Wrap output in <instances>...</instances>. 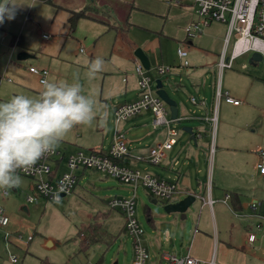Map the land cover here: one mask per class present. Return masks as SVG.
<instances>
[{"label": "rangeland", "instance_id": "1", "mask_svg": "<svg viewBox=\"0 0 264 264\" xmlns=\"http://www.w3.org/2000/svg\"><path fill=\"white\" fill-rule=\"evenodd\" d=\"M12 2L16 4L14 19L6 17L0 24V102H6L19 94L30 97L40 95L42 84L37 75L29 72L31 66L48 70V81L71 83L78 79L84 94L92 96L96 101L97 115L93 123L74 127L57 148L66 154L93 148H110L116 128L115 110L119 103L126 104L130 98L126 96V83L123 81L124 78L130 80L132 77L130 73L134 64L130 54H134L137 49L144 51L142 47L146 42L151 43L149 46L153 51L159 48L160 52L162 50L171 58H177L178 48L187 47L186 42H192L196 47L209 52L220 53L222 47L218 38L224 37L228 29L224 23L213 22L201 34L188 38L186 28L195 17L190 0L186 1V7L175 5L169 0H112L111 3L105 0ZM71 10L84 11L87 16L80 19L73 32L68 24ZM109 25L117 26V29H109ZM44 33L50 35L49 40L42 38ZM233 43L234 38L228 44V55L231 54ZM25 48L32 55L27 60H19L18 56ZM80 48L84 49V53L79 52ZM251 55L248 53L237 58L233 68L225 69L222 74L218 67H209L205 76V81L215 87V95L221 83L223 92L230 91L233 96L241 99L242 105L236 107L228 105L225 100L217 102L216 97L215 101L210 99V112L207 113L211 121L203 120L206 115L204 112L203 119L177 123L181 143L171 151L174 158L167 163V170L144 162L139 165L141 170L146 169L149 173L156 172L161 177L174 179L177 171L184 169L182 164L175 166L174 162L178 159L181 162L187 160L188 141L197 147L192 133L184 128L191 127L194 134H202L203 138L197 139L198 144L208 145L209 141L213 142V136L214 140L218 138L206 154L208 167H202L203 173L200 176L204 177L207 171V182L220 181L223 183L220 186L222 191L239 194L242 209L235 211L239 216L227 208L228 204L214 206L220 238L227 241L232 236L238 247L244 245V238L249 233H254L258 238L254 244L256 247H262L264 243V223L258 226V220L249 217L254 213L252 206L255 201L262 202L264 212V175L256 169L261 150L264 151V64H250ZM97 57L104 60L103 70L89 79V66ZM244 64L248 66L247 69L242 68ZM152 69L148 73L155 79L158 76L156 70ZM161 78L172 99L181 98L187 107H193L186 91L175 96L178 82ZM221 102L224 103L219 114L216 106ZM151 124L150 112L143 113L122 122L118 132L128 136L130 129L139 126V130L130 133L137 136L131 143L135 144L138 153L144 154L145 147L154 144L157 134ZM129 141L128 136V144ZM167 159L165 157L162 162L165 164ZM21 178L19 187L0 189V207L5 209L10 219L8 226L0 225V264L133 263V240L126 231L113 245L96 244L86 251L80 250V241L76 239L81 224L90 223L96 214L109 212L108 199L131 196L132 186L123 185L103 173L88 171L87 176L78 181L74 194L58 201L42 199L37 205L26 200L30 193V180L24 176ZM180 189H183L181 182L178 184ZM186 196L185 193H177L169 203L180 201ZM165 202L152 196L147 188L139 187L136 209L138 219L145 229L143 237L147 238V234L152 233L146 218L150 212L155 220H169L172 225L176 221L181 223L185 228L181 229L183 237L189 238L203 211L200 200L189 208L185 219L179 213H167ZM229 205L233 207L232 201ZM24 207L28 210H24ZM205 210L210 211V208ZM208 216L211 219V213ZM158 226L163 227L162 238L159 241L155 239L149 250L156 252V255L158 252L163 255L170 252L174 234L171 229H165L167 224L159 223ZM242 247L240 251L244 253ZM221 248L223 246L220 245ZM263 253L264 250H261L258 255L261 257ZM251 255L246 254L247 262Z\"/></svg>", "mask_w": 264, "mask_h": 264}, {"label": "built area", "instance_id": "2", "mask_svg": "<svg viewBox=\"0 0 264 264\" xmlns=\"http://www.w3.org/2000/svg\"><path fill=\"white\" fill-rule=\"evenodd\" d=\"M3 1V0H0ZM36 1V0H33ZM175 5L186 7L187 0H169ZM197 19L193 20L186 28L188 38L201 34L206 26L213 22H220L227 25L226 44L219 55L217 67L220 74L225 69H231L234 61L248 53H260L264 64V0H190ZM173 4V3H171ZM42 38L50 39L49 34H42ZM232 38L234 43L231 54L228 55V44ZM84 51L83 48L80 49ZM178 56L184 66H189L188 48H178ZM243 69L248 66L244 64ZM29 71L39 77L42 84L49 75L46 69L30 67ZM142 63L136 59L134 72L138 77L139 97L137 100L120 105L115 110V134L109 149L94 148L88 151L79 150L73 154H66L57 149L40 159L32 168L18 170V174L28 178L29 191L26 200L39 205L41 200L58 201L63 197L72 195L80 180L84 169L103 173L119 180L123 185L133 189L131 196H114L108 199L110 208L122 213L125 217V231L132 237L134 247V260L132 264H147L149 259L148 250L143 244L144 228L137 216L138 189L140 186L147 188L150 194L156 198L169 203L170 199L178 191L177 184L159 175L149 173L127 166L126 160L131 156L125 133H119L118 127L125 122L145 111H151L153 115L152 128L164 131L160 141L151 149L148 162L159 165L166 155V152L173 149L179 138L177 123L180 118L173 119L168 104L157 94V80L172 72L171 66L159 65L155 79L148 73ZM217 101L225 100L227 103L238 105L239 99L233 97L229 92H223L221 83L216 89ZM192 102H196L192 98ZM216 119V118H215ZM178 121V122H177ZM200 137V135H199ZM137 160H143L136 157ZM177 164V162L175 163ZM256 168L264 175V151L261 150L260 161ZM8 194V191H5ZM64 194V196H63ZM191 194V193H190ZM197 198L199 195L194 194ZM204 204L212 205L214 201L201 198ZM230 199L226 195L225 201ZM253 217L264 220L262 203L255 202L252 206ZM10 219L3 207H0V225L8 226ZM196 232H198L196 230ZM6 238L8 233H6ZM256 240L255 234H250L249 241ZM163 258L170 264H205L204 261L193 257L190 251L185 255H178L174 252L163 254ZM15 261V259H13ZM208 264H217L214 260Z\"/></svg>", "mask_w": 264, "mask_h": 264}, {"label": "crops", "instance_id": "3", "mask_svg": "<svg viewBox=\"0 0 264 264\" xmlns=\"http://www.w3.org/2000/svg\"><path fill=\"white\" fill-rule=\"evenodd\" d=\"M105 1L107 3H111L112 0H105ZM195 17L194 19L191 20V22L197 19L196 15ZM45 40H49V39H45ZM225 40H226V35L224 37L221 36L220 38H218V41L220 42V47H222L221 52L223 51L225 47ZM186 43H187L185 44L187 46L186 48H188L189 50V55H188V60L190 63L189 66L183 65L182 60H180L178 56V53H177V58H171L167 55V53H163L162 50L160 52L159 48L157 49L155 48V50L153 51L152 47L149 46L151 44L150 42H146L142 48H144V52L149 58V62L151 66L150 69L153 68L152 70L157 71V68L159 65H166V66L172 67V72L163 77L167 81L170 78L171 81L178 82L176 85L175 91H174L175 96H178L179 92L181 91H186V93L189 95L190 103L193 105V107H187L185 103L183 102V99L181 98L179 99L174 98V100L178 102V108H179L178 118H180L181 121L183 120L190 121L193 119L199 120V118L203 117L202 115L205 112L206 115L203 117L204 119L203 118L202 119L206 122H209L211 121L212 118H210L208 114L210 112L209 110L210 107L208 105L209 104L208 102L210 99L215 101L216 96H215V87L212 86L211 84H208L205 81V78H206L205 76L208 72L209 67L211 68L212 66L217 67V62H218L219 55L221 54V52L220 53L209 52L206 49H201L199 47H196L194 44H192V42L191 43L186 42ZM22 52H27L29 54V56L23 60H27L32 55V53H30L27 50V48H25V50ZM79 52L81 51L79 50ZM81 53H84V51ZM89 56L91 57L92 53H90ZM130 60H132L133 64L136 62V58L134 54H130ZM130 75L132 76L130 80L128 78L123 79V81L126 83V96L127 95L130 96L129 101H127L126 103H131L137 100L139 97L138 77L136 76L134 72V66L132 68V72L130 73ZM226 92L230 93V91H227V90ZM194 97L196 99L195 103L192 102V98ZM235 98L241 101L240 98L238 97H235ZM223 103L224 102H221L220 104L218 103L219 105L216 106V110L218 111L219 114L221 113ZM225 103L227 102L225 101ZM227 104L234 105L230 103H227ZM240 105L242 104L240 103L234 106L237 107ZM118 106H120V103ZM149 112L152 115V112L149 110L143 113L148 114ZM139 115H137L136 117H138ZM152 119H153V115H152ZM139 128H140L139 126L135 127V129H138V130ZM135 129L132 128L129 130L128 136H129L130 141H129L128 146H129L131 156L126 160L125 164L129 167L140 169L139 165H141L142 162L146 164H151L148 162L150 151L160 141L161 137L164 135V131L155 130L157 131V134L154 138L155 139L154 144L151 147L150 145H147L145 147L146 153L141 154L137 152L139 150L136 148L135 144L131 143L137 137V136L135 137V135L130 134L131 132H134ZM195 134H196L195 143L197 147H194L193 143L188 141V144H186V147H188L187 160L181 162L178 159L177 161L174 162L175 166H179L180 164H182V167H184V169H182L181 171H177L174 179H169L167 177L166 179H168L171 182L176 183L177 187L180 182L182 183L184 190L180 189L178 190L179 191L178 193H185V195H188L190 193L199 195L200 198H197V200L198 201L200 200L201 202L200 206H201V209H203V211L200 212L199 220L196 224V227L190 232V236L187 239L183 237V234L181 233V229L182 228L185 229L184 226L181 225V223L176 221L172 225L171 221L169 220L168 221L166 220L158 221L154 219V217L152 216V213L148 212L146 214V218H147V222L152 228V233L147 234L148 235L147 238L143 237V244L147 248L148 254H149V259H148L149 262L147 261V264H170L166 259L163 258L162 253L159 254L158 252V255L160 256L159 257L158 255L155 254L156 252H151L149 250V248L153 247L155 239L158 238V241H159L162 238V228L163 227H159L158 226L159 223L167 224L165 229L166 230L171 229L174 234V238L172 237L173 239L171 240V244H170L171 245L170 252L177 253L178 255H185L190 251V254L193 257L204 261L205 264H208V262H210L211 260H214L217 264H264V253L261 255V257L258 255L259 251L264 250V249H261V248H264V243L262 247L260 246L256 247V245L254 244L258 240L257 237L254 242L249 241L250 234H254V233H249L247 237L244 238V242H243L244 245H242L243 247L241 246L244 253L240 251L241 247H238L236 245V240L232 238V236H230V239H228L227 241L222 240L220 238L221 232H220V227H219V221H218L214 206L216 204H223V205L228 204L227 208L230 211H232L235 214V216H239L240 214L235 213L233 207L231 208V206L229 205L230 199L225 201L226 195L229 194V192L222 191L220 186H222L223 183H221L220 181L219 183L215 181L209 182V180L207 182V180L205 179L206 177H208L207 171H205L204 177L200 176L203 173L202 167L203 166L208 167L206 154L207 152L209 153L210 148L214 144L213 142H217L218 138L217 139L215 138L214 140V136H213V142L209 141L208 145H205V144L202 145V144H198L199 141L197 140L199 138H203L202 134L200 132H197ZM128 136H127V142H128ZM178 143H181L179 138H178L177 144L173 147V149L166 152L165 157L166 158L168 157L167 161L165 162L166 165L163 162H161L159 165H154V166H157V167L160 166L164 170H167L168 169L167 163H170L171 160L174 158V153L171 151L174 150V148L178 145ZM105 150H107V147ZM136 157H141L143 158V160H137ZM202 157H204V160L202 159ZM176 162L177 164H175ZM203 162H204V165L202 164ZM154 174L162 176L161 174L156 173V172ZM194 180L197 186L196 188H194ZM209 197L214 201V203L212 205L204 204L201 198L208 199ZM154 202H157V201H154ZM207 207L210 208V211L205 210L207 209ZM24 210L27 211L28 209L24 207ZM208 213H211V219L209 218ZM263 213L264 212H262L261 214ZM114 214L115 212L111 213V215L107 219H105V222H104L105 230L108 232V234L115 237L113 244L124 232V229H123L124 228V218L117 213L115 215ZM249 217L252 218L253 214L250 215ZM253 219L255 220L257 219L259 221V222L257 221L258 226H262V224L264 223V220H261L259 218L253 217ZM196 230L198 232H196ZM144 234H145V229H144ZM260 244H262V242ZM220 245L223 246V248L220 249ZM245 253L246 254L252 253L248 262L246 260ZM244 254H245L244 259H242L241 257Z\"/></svg>", "mask_w": 264, "mask_h": 264}, {"label": "clouds", "instance_id": "4", "mask_svg": "<svg viewBox=\"0 0 264 264\" xmlns=\"http://www.w3.org/2000/svg\"><path fill=\"white\" fill-rule=\"evenodd\" d=\"M15 7L12 0L0 3V24L6 17L14 19ZM103 65V58H95L88 78H94ZM96 115V101L84 94L78 79L44 80L38 97L19 94L0 102V189L19 187L18 170L32 168L54 152L74 127L91 125Z\"/></svg>", "mask_w": 264, "mask_h": 264}, {"label": "trees", "instance_id": "5", "mask_svg": "<svg viewBox=\"0 0 264 264\" xmlns=\"http://www.w3.org/2000/svg\"><path fill=\"white\" fill-rule=\"evenodd\" d=\"M45 1L50 2L51 0H45ZM70 13H71V16L68 19V24H69L70 30L73 32L78 22L80 21V19L83 17H87V16L84 11H79V12L70 11ZM112 28L117 29V26L109 25V29H112ZM88 171L89 170L84 169L79 179L82 180L84 177H86L88 174ZM229 195H230V201H232L234 211L241 210L242 206H241V200H240L239 194L229 192ZM107 203H108V200H107ZM113 212L121 215L124 218V228L123 229L125 231V217L122 213L110 208V211L107 213L105 212L101 214H96L90 223L81 224L78 227L76 239L80 241L81 251L89 250L93 245H96V244H106V246L113 245L115 237L108 234V232L104 228L105 219H107Z\"/></svg>", "mask_w": 264, "mask_h": 264}, {"label": "water", "instance_id": "6", "mask_svg": "<svg viewBox=\"0 0 264 264\" xmlns=\"http://www.w3.org/2000/svg\"><path fill=\"white\" fill-rule=\"evenodd\" d=\"M134 55L135 58L142 63V65L146 70H150L151 66H150L149 58L142 49H137L134 52ZM28 56L29 54L27 52H21L18 56V59L23 60L26 59ZM262 59L263 57L260 53H253L251 55L249 62L250 64L256 65L257 63L261 62ZM157 94L168 104L171 112V117L173 119H177L179 113L178 102L169 96V94L164 88V84L161 79L157 80ZM184 130L192 133L193 135L192 138L196 137L191 127H186L184 128ZM196 201H197V197L194 194H188L185 198H183L180 201L166 204L164 209L167 213H179L181 214V218L185 219L187 217L186 214L187 211Z\"/></svg>", "mask_w": 264, "mask_h": 264}]
</instances>
